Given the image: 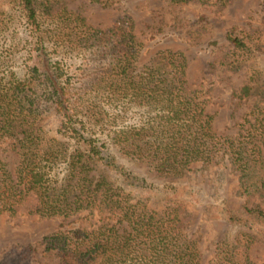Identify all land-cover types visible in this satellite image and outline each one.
Wrapping results in <instances>:
<instances>
[{"label": "trees", "instance_id": "1", "mask_svg": "<svg viewBox=\"0 0 264 264\" xmlns=\"http://www.w3.org/2000/svg\"><path fill=\"white\" fill-rule=\"evenodd\" d=\"M72 1L0 0V217L60 219L39 243L57 264H255L252 249L264 244L261 32L230 27L227 50L209 66L243 74L233 98L245 110L235 132L220 134L184 52L144 61L133 16L102 29ZM211 171L236 176L245 202L210 206L205 227L225 232L205 257L187 206L205 201L195 179ZM36 247L12 248L0 264H37Z\"/></svg>", "mask_w": 264, "mask_h": 264}, {"label": "rangeland", "instance_id": "2", "mask_svg": "<svg viewBox=\"0 0 264 264\" xmlns=\"http://www.w3.org/2000/svg\"><path fill=\"white\" fill-rule=\"evenodd\" d=\"M70 7L80 8L90 24L102 29H109L120 14L133 16L136 34L145 43L144 61L165 48L184 52L188 59L187 76L193 87L202 89L208 98L207 110L216 115V131L220 134L236 131V122L245 107H237L233 91L242 83L243 74L221 72L209 66L223 57L229 45L227 30L238 25L261 32L263 54L257 63L264 67V0H232L224 7L199 2L173 7L166 0H118L111 9L85 0H74ZM259 94V100L263 103V85ZM255 102L258 103L257 98L250 101L251 104ZM189 181L194 182V175L190 176ZM195 182L202 185L207 196L200 206H187L193 211L188 227L191 232L202 235L201 247L205 249V257H208L212 253L206 248L210 239H216L225 232V228L218 222H214V225L206 222L205 227V218L212 220L210 206L217 203L236 208L245 199L237 195L238 179L232 174H216L211 171L205 176L204 172L197 173ZM157 199L164 201L160 196ZM61 222L60 219H40L25 215L15 218L1 216L0 258L12 248L34 244L37 245V264H57L52 256L43 255V247L39 243L45 236L60 230ZM252 257L255 264H264V244L253 247Z\"/></svg>", "mask_w": 264, "mask_h": 264}]
</instances>
